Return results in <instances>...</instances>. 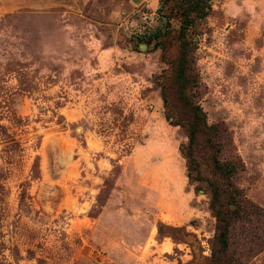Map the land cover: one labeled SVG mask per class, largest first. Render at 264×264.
<instances>
[{
	"label": "rangeland",
	"instance_id": "rangeland-1",
	"mask_svg": "<svg viewBox=\"0 0 264 264\" xmlns=\"http://www.w3.org/2000/svg\"><path fill=\"white\" fill-rule=\"evenodd\" d=\"M162 1L0 0V264L211 263L207 185L156 85L179 18L144 40ZM194 41L200 104L264 210V0H213Z\"/></svg>",
	"mask_w": 264,
	"mask_h": 264
},
{
	"label": "trees",
	"instance_id": "trees-1",
	"mask_svg": "<svg viewBox=\"0 0 264 264\" xmlns=\"http://www.w3.org/2000/svg\"><path fill=\"white\" fill-rule=\"evenodd\" d=\"M213 0H163L159 8L162 28L144 38L156 42L169 31L171 20H180L179 52L156 85L160 90L165 118L184 130L187 142L180 152L187 160V176L207 185L210 210L216 219L210 264H244L264 251V210L249 202L236 185L244 171L241 159L232 151V140L223 124H210L200 104L198 44L194 36L212 12ZM160 43V44H159ZM38 166L34 165V172ZM209 172L210 177L204 174ZM232 206L235 208L232 209Z\"/></svg>",
	"mask_w": 264,
	"mask_h": 264
},
{
	"label": "water",
	"instance_id": "water-1",
	"mask_svg": "<svg viewBox=\"0 0 264 264\" xmlns=\"http://www.w3.org/2000/svg\"><path fill=\"white\" fill-rule=\"evenodd\" d=\"M233 208H234V206H233Z\"/></svg>",
	"mask_w": 264,
	"mask_h": 264
}]
</instances>
